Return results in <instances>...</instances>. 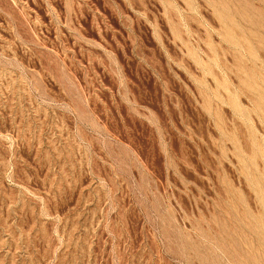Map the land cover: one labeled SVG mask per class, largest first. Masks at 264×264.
<instances>
[{"label":"rangeland","instance_id":"obj_1","mask_svg":"<svg viewBox=\"0 0 264 264\" xmlns=\"http://www.w3.org/2000/svg\"><path fill=\"white\" fill-rule=\"evenodd\" d=\"M0 264H264V0H0Z\"/></svg>","mask_w":264,"mask_h":264}]
</instances>
